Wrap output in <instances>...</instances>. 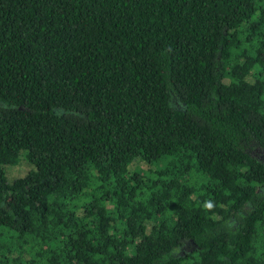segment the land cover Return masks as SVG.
I'll use <instances>...</instances> for the list:
<instances>
[{"label": "trees", "instance_id": "obj_1", "mask_svg": "<svg viewBox=\"0 0 264 264\" xmlns=\"http://www.w3.org/2000/svg\"><path fill=\"white\" fill-rule=\"evenodd\" d=\"M259 152L264 0H0V264H264Z\"/></svg>", "mask_w": 264, "mask_h": 264}, {"label": "rangeland", "instance_id": "obj_2", "mask_svg": "<svg viewBox=\"0 0 264 264\" xmlns=\"http://www.w3.org/2000/svg\"><path fill=\"white\" fill-rule=\"evenodd\" d=\"M259 158L264 161V153L259 152ZM6 170L9 172V180H13L16 177H21L22 175H25L30 169L29 166H27L26 164H24L21 160L19 162V165L16 167H12V168H6Z\"/></svg>", "mask_w": 264, "mask_h": 264}]
</instances>
